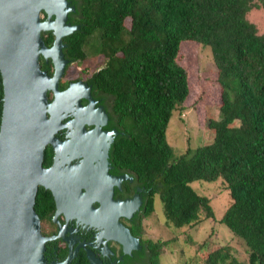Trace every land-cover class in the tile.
Listing matches in <instances>:
<instances>
[{
    "label": "trees",
    "instance_id": "obj_1",
    "mask_svg": "<svg viewBox=\"0 0 264 264\" xmlns=\"http://www.w3.org/2000/svg\"><path fill=\"white\" fill-rule=\"evenodd\" d=\"M80 1L73 18L78 30L62 37V58L83 63L89 55L103 61L88 84L93 95L108 98L110 126H119L122 134L112 142V164L131 172L136 186L148 192L139 220L151 215L156 194L168 226H189L201 212L212 220L210 200L191 184L220 181L230 203L218 223L242 243L246 259L238 261L226 246L203 245V264H264V34L247 20L251 10L264 8V0ZM40 37L45 47L51 46V33ZM187 45L210 53L218 117L206 124L213 131L209 144L187 147L170 160L167 124L173 111H183L189 95L187 70L178 62ZM38 61L50 76V60L39 56ZM1 105L0 78V116ZM50 149L43 150V165L50 161ZM46 198L47 192L38 188L34 212ZM143 229L133 234L141 236ZM141 243L138 261L158 264L165 243ZM64 255L62 250L59 259ZM81 257L77 264H86Z\"/></svg>",
    "mask_w": 264,
    "mask_h": 264
},
{
    "label": "water",
    "instance_id": "obj_2",
    "mask_svg": "<svg viewBox=\"0 0 264 264\" xmlns=\"http://www.w3.org/2000/svg\"><path fill=\"white\" fill-rule=\"evenodd\" d=\"M81 4L80 0H0V264H45L44 243L57 237L67 244L68 254L63 262L49 264H67L83 245L108 256L110 242L120 246L123 255L138 252L136 241L118 219H131L140 197L148 192H138L128 204L109 198L112 185L120 191V180L135 183L131 172L111 164L112 142L122 134L99 130L105 116L100 108L92 109L98 101L89 99L88 86L72 83L60 93L56 88L63 69L70 68L62 58L61 39L78 30L73 18ZM44 32L53 35L48 48L40 37ZM39 56L50 60V76L40 70ZM47 91L53 97L50 104ZM82 124L94 128L84 132ZM48 146L55 159L44 169L43 150ZM38 186L50 190L55 199L51 221L62 212L65 223L76 218L75 230L62 226L56 237L41 236L33 210ZM92 201L99 202V208L92 209ZM83 250L88 264H101Z\"/></svg>",
    "mask_w": 264,
    "mask_h": 264
},
{
    "label": "rangeland",
    "instance_id": "obj_3",
    "mask_svg": "<svg viewBox=\"0 0 264 264\" xmlns=\"http://www.w3.org/2000/svg\"><path fill=\"white\" fill-rule=\"evenodd\" d=\"M247 20L255 25L259 33L264 34V8L251 10L247 14ZM84 50L89 53L86 47ZM87 57L83 63L70 64V68H66V77L73 78L79 74V70H87L84 74L90 73L103 64L101 58L89 55ZM180 57L178 62L187 70L189 95L183 105V111H173L167 124L165 136L167 144L171 147L170 160L178 158L187 147L195 148L209 144L213 131L208 129L206 124L218 117L219 89L208 49L187 45ZM191 187L210 200L213 219L205 218L201 212L199 219L193 224L175 229L164 223L162 204L158 195H154L153 211L148 218L142 220V226L144 239L161 240L165 243V246L158 250V264H203V255L199 250L203 245L208 248L226 246L232 257L245 261L242 243L233 237L224 225L218 223L230 203L224 185L220 181H196Z\"/></svg>",
    "mask_w": 264,
    "mask_h": 264
},
{
    "label": "flooded vegetation",
    "instance_id": "obj_4",
    "mask_svg": "<svg viewBox=\"0 0 264 264\" xmlns=\"http://www.w3.org/2000/svg\"><path fill=\"white\" fill-rule=\"evenodd\" d=\"M43 18H44V15H41V19H43ZM69 64H80V63L74 62V63H69ZM98 69L99 68H97V69H95L92 72L87 73V74H84V72L86 73L87 70H85L84 72H82V70H79L80 71V72H78L79 74L75 75L73 78H68V77H66V75H68V72L65 68V69H63L60 78L57 80L56 88H57L58 93H60V92L67 90L72 83H76V82L88 86L89 87V91H88L89 99L91 101H98V102L92 104V106H91L92 109L100 108V110L103 112V114L105 116V123L101 124L99 126V130L101 132H109L112 130L116 133H119L118 132V129H120L119 126H117V125L110 126V123H111L110 118H109L110 106H109L108 98H106V97L104 98L102 96H99L96 93H95V95H93L91 92V87L88 84V78L90 77V75L92 73L97 72ZM51 70H52V68H51ZM46 96H47V102L49 104L52 103L53 97H52L51 92L47 91ZM82 128H83L84 132H88L89 130L94 128V124H88V125L82 124ZM50 150H51L50 161L48 163H46L45 165H43V159H42V167L44 169H47V168L53 166V163H54L55 154H54L52 148ZM111 164H112V162H111ZM118 184L120 186V191H118L116 185H112L110 195H109V198L112 202L118 200L124 204H128L135 197H137L138 192L144 191L143 188L137 187L136 183H130V182H127L125 180H120L118 182ZM38 188L47 192V194L49 196V198L48 199L46 198L44 203L38 207L37 212H35L37 217H38V220H39V228H40L41 236L45 237V238H49L51 236L56 237L58 228H59V230H61L62 226H64L65 228H70L71 230H75L76 218L75 217H72L71 219L67 218L66 223H65L64 216H63L62 212L58 213L55 216V222L58 224V226L55 222L51 221L52 217L55 215V212H56L55 199L52 196L50 190H48L46 188L44 189L41 186H38L37 190H38ZM141 206H142V197H140V207L138 209V212L136 213V216L134 215L129 220L118 219V224L122 228H124V230H126L128 232L131 240L136 241L138 252L139 251L141 252L142 250H144L142 243H141V239H144L143 238L144 233L141 236H135L133 234V232L135 229L139 230V228H143L142 222L139 220ZM90 207L92 209L99 208V202H97V201L90 202ZM106 246H107V250L111 252L110 256L102 254L100 251H98L93 246L83 245V249H85L90 254H92L101 264H141V261H138V259L139 258L141 259L142 257H138V252H133V253H131L130 256H128V255H123L122 248L113 242L106 243ZM83 249L81 247L76 249L73 258L71 260H69V262L67 264H77V261H75V259L77 257H80V256H83V258L81 257L82 260L85 261L86 264H88L86 252ZM62 250H65V255L62 259H59L58 254ZM42 254H43L42 260L45 264H49L52 261H55L57 263L63 262L67 257L68 247H67V244L62 240L61 237H57L55 239L46 241L44 243V250H43Z\"/></svg>",
    "mask_w": 264,
    "mask_h": 264
}]
</instances>
